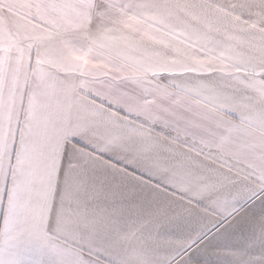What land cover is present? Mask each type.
<instances>
[{"label": "snow or ice", "instance_id": "1", "mask_svg": "<svg viewBox=\"0 0 264 264\" xmlns=\"http://www.w3.org/2000/svg\"><path fill=\"white\" fill-rule=\"evenodd\" d=\"M0 264H264V0H0Z\"/></svg>", "mask_w": 264, "mask_h": 264}]
</instances>
